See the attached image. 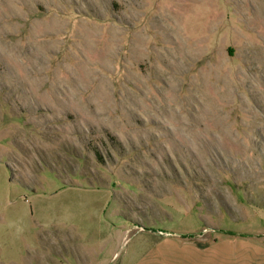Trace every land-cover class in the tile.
Returning <instances> with one entry per match:
<instances>
[{
    "label": "rangeland",
    "instance_id": "374dc122",
    "mask_svg": "<svg viewBox=\"0 0 264 264\" xmlns=\"http://www.w3.org/2000/svg\"><path fill=\"white\" fill-rule=\"evenodd\" d=\"M232 231L264 233V0H0V264Z\"/></svg>",
    "mask_w": 264,
    "mask_h": 264
},
{
    "label": "crops",
    "instance_id": "0c3cea01",
    "mask_svg": "<svg viewBox=\"0 0 264 264\" xmlns=\"http://www.w3.org/2000/svg\"><path fill=\"white\" fill-rule=\"evenodd\" d=\"M229 233L232 237L225 236L209 250L192 244H176L175 250L179 251L182 257L167 254V245L156 243L149 253L135 264H264V233L256 234L258 237L254 238L238 236L233 231ZM56 247L58 251L63 248L65 251L72 250L69 244ZM115 254L118 255V251L114 252L113 258ZM109 263L111 262L103 261L101 264Z\"/></svg>",
    "mask_w": 264,
    "mask_h": 264
}]
</instances>
